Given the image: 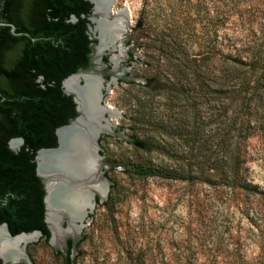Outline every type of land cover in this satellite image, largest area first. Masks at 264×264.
I'll use <instances>...</instances> for the list:
<instances>
[{
	"label": "trees",
	"instance_id": "16d2710c",
	"mask_svg": "<svg viewBox=\"0 0 264 264\" xmlns=\"http://www.w3.org/2000/svg\"><path fill=\"white\" fill-rule=\"evenodd\" d=\"M206 1L211 37L192 58L223 56L228 143L215 167L220 177L201 178L203 170L194 178L177 175L212 184L210 204L195 199L194 221L180 223L176 235L166 232L157 264H264V186L249 178L251 151L245 144L251 129L264 130V0H195L194 5L205 9ZM91 6L88 0H0V224L6 223L11 235L38 230L49 239L34 155L40 147L55 146V128L77 116L72 96L61 92L60 83L90 65L96 41L87 29ZM197 16L200 32L205 11ZM13 137L23 139L18 150L8 147ZM132 142L152 148L150 141ZM132 171L140 177L172 175L140 164ZM73 244L66 240L64 264H74Z\"/></svg>",
	"mask_w": 264,
	"mask_h": 264
},
{
	"label": "rangeland",
	"instance_id": "374dc122",
	"mask_svg": "<svg viewBox=\"0 0 264 264\" xmlns=\"http://www.w3.org/2000/svg\"><path fill=\"white\" fill-rule=\"evenodd\" d=\"M194 3L114 0V11L125 8L128 13L125 49L98 53L94 47L90 67L114 78L102 98L113 111L108 115L112 128L96 141L97 175L108 183V191L101 201L97 195L78 234L52 244L39 236L24 246L25 259L9 264H64L68 238L74 242V264H157L166 232L176 235L180 223L194 221L195 199L210 204L212 184L190 181L200 170L201 178L221 176L215 167L228 143L226 71L222 55L218 60L192 58L211 37L209 2L205 9ZM204 11V28L198 32L197 13ZM223 39L220 30L222 44ZM251 132L245 142L251 151L249 178L264 186V130ZM134 138L150 141L151 150L135 146ZM134 164L172 175L140 177L132 171ZM180 174L193 178L187 182L177 178ZM60 224L65 227L66 218Z\"/></svg>",
	"mask_w": 264,
	"mask_h": 264
},
{
	"label": "water",
	"instance_id": "95a60500",
	"mask_svg": "<svg viewBox=\"0 0 264 264\" xmlns=\"http://www.w3.org/2000/svg\"><path fill=\"white\" fill-rule=\"evenodd\" d=\"M91 3V15L88 17L90 24L88 25V30L90 31L91 35L97 39V44L95 45L96 50L98 49L101 38H100V30L98 27V23L101 21L103 23H109L115 19V17H118V14L124 17H128L127 10L125 8H121L118 10H113V4L114 0H104L102 2L103 8H99L97 0H88ZM100 3V2H99ZM72 20H75V17H72ZM125 20V19H123ZM3 24V23H1ZM10 26V29L12 33L19 34V32L15 31V25L12 23H6ZM122 25V24H121ZM129 26V22L123 23V26L119 29V37H116L112 40V43H107L106 46L102 47L101 50L98 53H103L107 51L111 52H117L121 49H125V47L122 46V38ZM116 55H112L110 57V60L114 58ZM96 72L90 71V72H75L72 74H69L62 80V86L64 87V90L67 94L72 95L73 102L75 103V110L77 111V116L72 118L68 123L60 125L55 128V136H56V145L52 147H40L36 150L34 155V161H35V173L37 176H39L43 183L44 188V197H43V203H44V221L47 225V228L49 230L50 236H49V243H51V237H52V230L50 228L49 224V217L51 215L50 212H53L56 216L57 221V227L66 229L69 224H75V225H81L82 229L84 227V218L87 215V213L90 212L88 210L87 213L83 215V211L79 209V211H75V208L73 206V203H75V200L77 199L75 196H72L70 200H63L66 196V192L68 191L71 193V195H76L79 191L82 190L84 183L87 181H90L91 178H81L79 174H77L74 167L67 166L63 164V160L66 159L68 162L72 161L73 159L76 162L77 157L79 154H77L75 151H69L68 147H64V145L60 144L58 131L62 128H66L69 131L65 135V144L69 142V135L75 132L76 130H83L87 131L88 124H93L92 126H95V129L92 133L91 139L94 142L95 153L99 156L97 150L96 141L99 137V135L102 133V127H105L108 122V107H106V103L102 101L103 95L105 92H107L112 84V80L114 78L105 80L100 74L96 76ZM71 76H77L76 86L77 89L80 90V94L76 91L67 90L64 81L71 77ZM89 80H96L98 82L97 86V93L96 97L94 98V102L96 105V113L93 115L91 112L92 110H87L86 105L88 103L85 100L84 92L83 90H86V87L88 85ZM13 140H18V145L12 146L11 143ZM92 143V141H91ZM23 144V139L21 137H13L10 138L8 141V145L13 150H18L19 147ZM66 149L68 150L67 153ZM100 157V156H99ZM46 160V163H42V167H40L41 162ZM73 169V170H72ZM68 171L70 173H68ZM93 179V178H92ZM91 179V180H92ZM96 196L95 195V203H96ZM102 199H99L101 201ZM68 202V203H67ZM54 207H52V205ZM66 218V226H61V221ZM3 226L5 232H6V238L8 240H12L14 237H17L19 235H25L29 233H35L37 235L36 239L41 236V232L38 230H33L31 232H20L15 235H11L6 223H1L0 227ZM35 239V240H36ZM25 246V245H24ZM0 249H1V241H0ZM21 251V252H20ZM21 258H26L24 250H20L18 248V253L15 256L10 255H3L2 252H0V259L2 264H9L17 262Z\"/></svg>",
	"mask_w": 264,
	"mask_h": 264
},
{
	"label": "bare ground",
	"instance_id": "6f19581e",
	"mask_svg": "<svg viewBox=\"0 0 264 264\" xmlns=\"http://www.w3.org/2000/svg\"><path fill=\"white\" fill-rule=\"evenodd\" d=\"M99 8H103L102 2L104 0H97ZM100 2V3H99ZM125 19V20H123ZM127 22V17L121 16L118 14V17H115V19L109 23H99V28L101 29V35L100 38L102 39L103 47L107 45V43L111 42L116 37H119V29L121 26H123V23L125 24ZM122 24V25H121ZM106 41V42H105ZM113 61L115 64L119 62L118 58H113ZM77 76H71L67 78L64 81V85L67 90L77 91L80 94V90L77 89L76 86ZM97 86L98 82L96 80H89L88 85L86 87V90L84 89V96L86 102L88 105H86L87 110H92L91 112L93 115L96 113V105L94 102V98L96 97L97 93ZM108 107L107 113L110 117L113 116V111ZM105 127H102L101 132H109L112 128V123L108 119V122L106 123ZM93 124H88L87 131L83 130H76L72 134H70L68 137L69 142L68 144H65V135L69 131L66 128H62L58 131L60 144L64 145V147H68L69 151H75L79 156L75 160L67 161L66 159L63 160V164L69 165L74 167L77 174L80 175L81 178H93L90 181H87L84 183V186L81 191H79L76 195H71L68 191L66 192V197L63 198V200L67 199L70 200L72 196H75L77 199L75 200V203H73V206L75 208V211L82 210L83 215L88 212V210H91L95 205L94 196L95 194H98L100 197H105L107 191H108V183L105 180H102L97 175L98 171V160L99 156L97 153H95L94 142L91 139L92 133L95 129V126H92ZM92 141V143H91ZM18 140H13L11 145L17 146ZM93 144V145H92ZM66 149V152H68ZM42 163H46V160L41 162L40 167H42L41 170H43ZM73 170V169H72ZM71 172V171H70ZM68 171V173H70ZM71 174V173H70ZM73 174V173H72ZM71 174V175H72ZM73 198V197H72ZM72 200V199H71ZM68 203V202H67ZM51 204V203H50ZM52 205V204H51ZM52 207H54L52 205ZM51 215L49 217V224L50 228L52 230V237H51V243H54L56 239H59L65 235H75L78 234L81 231V225H75V224H69L66 229L57 227V221L56 216L53 212H50ZM6 232L3 228V226L0 227V241H1V249L0 252H2L3 255L7 254L12 256H15L18 253V248L20 250H23L24 245H26L28 242L33 241L36 239L37 235L35 233H29L25 235H19L17 237H14L12 240H8L6 238ZM21 252V251H20Z\"/></svg>",
	"mask_w": 264,
	"mask_h": 264
},
{
	"label": "flooded vegetation",
	"instance_id": "af4514ba",
	"mask_svg": "<svg viewBox=\"0 0 264 264\" xmlns=\"http://www.w3.org/2000/svg\"><path fill=\"white\" fill-rule=\"evenodd\" d=\"M91 15V8H90V13H89V15H88V17ZM72 17H75L74 15H71L70 17H69V19L70 20H72ZM76 18V17H75ZM73 21V20H72ZM101 22V21H100ZM99 22V23H100ZM90 23V22H89ZM99 23H98V25H99ZM105 24V23H104ZM99 27V26H98ZM88 29V28H87ZM99 30H100V35H101V29L99 28ZM88 33H89V35H90V37L91 38H94L92 35H91V33H90V31L88 30ZM101 38H102V35H101ZM96 41H95V43L92 45V50H91V52H90V54H89V62H90V65L88 66V68H86V69H80V70H78L77 72H79V71H83V72H90V71H92L91 70V66H92V59H91V57H92V53H93V51H94V47H95V45L97 44V39L96 38H94ZM106 42V41H105ZM103 47V43H102V39H101V42H100V45H99V47H98V49H97V51L99 52L100 50H101V48ZM114 58H117V55L116 56H114ZM119 60V59H118ZM103 61H104V63H107L108 62V58H107V56H104L103 57ZM115 63V62H114ZM94 72V71H93ZM97 73V72H96ZM100 74V73H99ZM99 74H96V76H98ZM105 80H108V75H104V74H100ZM65 78V77H64ZM63 78V79H64ZM62 79V80H63ZM62 80H61V83H60V88H61V92L63 93V94H66V95H71V94H67L66 92H65V90H64V87L62 86ZM72 96V95H71ZM75 104V103H74ZM71 120V119H70ZM69 120V121H70ZM68 121V122H69ZM61 125H63V124H61ZM60 126V125H59ZM58 127V126H57ZM10 140V139H9ZM8 147H9V145H8ZM95 195H98V194H95ZM99 196V195H98ZM100 197V196H99ZM100 199H101V197H100ZM94 200H95V196H94ZM66 236V235H65ZM72 236V235H71ZM64 237V236H63ZM63 237H61V238H63Z\"/></svg>",
	"mask_w": 264,
	"mask_h": 264
}]
</instances>
